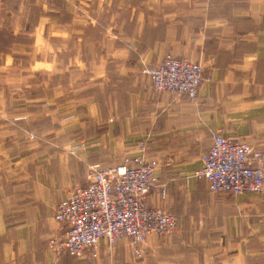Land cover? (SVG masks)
<instances>
[{"label": "crops", "instance_id": "obj_1", "mask_svg": "<svg viewBox=\"0 0 264 264\" xmlns=\"http://www.w3.org/2000/svg\"><path fill=\"white\" fill-rule=\"evenodd\" d=\"M168 56L203 66L196 100L154 91L144 72ZM219 131L264 153V0H0V264H89L50 245L57 207L142 143L166 189L148 203L178 229L142 260L101 242L93 264H264V192L195 175Z\"/></svg>", "mask_w": 264, "mask_h": 264}, {"label": "built area", "instance_id": "obj_2", "mask_svg": "<svg viewBox=\"0 0 264 264\" xmlns=\"http://www.w3.org/2000/svg\"><path fill=\"white\" fill-rule=\"evenodd\" d=\"M156 93L196 100L200 87L210 78L203 66L189 59L166 57L147 68ZM211 149L202 158L196 176L208 180L214 194L235 196L264 192V153L250 143L238 142L221 131L211 135ZM87 148L84 139L72 144L69 153L78 156ZM139 154L113 167L92 165L85 185H76L56 210L54 219L66 224L64 235L51 239L59 254L66 253L89 264L99 259L101 242L112 250L127 240L135 259L144 257V247L152 236H170L178 229L180 217L171 211L151 206L149 196L156 190L159 164L148 160L142 143ZM160 197L166 189L156 190Z\"/></svg>", "mask_w": 264, "mask_h": 264}, {"label": "rangeland", "instance_id": "obj_3", "mask_svg": "<svg viewBox=\"0 0 264 264\" xmlns=\"http://www.w3.org/2000/svg\"><path fill=\"white\" fill-rule=\"evenodd\" d=\"M85 185V184H84ZM132 254V253H131ZM143 259V258H142ZM142 259H136V260H142Z\"/></svg>", "mask_w": 264, "mask_h": 264}]
</instances>
